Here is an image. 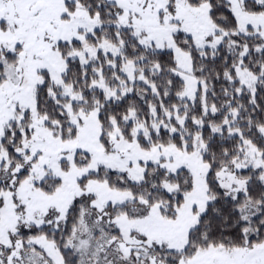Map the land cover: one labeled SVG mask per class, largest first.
<instances>
[{
	"label": "snow or ice",
	"instance_id": "snow-or-ice-1",
	"mask_svg": "<svg viewBox=\"0 0 264 264\" xmlns=\"http://www.w3.org/2000/svg\"><path fill=\"white\" fill-rule=\"evenodd\" d=\"M0 264H264V0H0Z\"/></svg>",
	"mask_w": 264,
	"mask_h": 264
}]
</instances>
